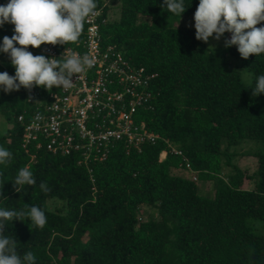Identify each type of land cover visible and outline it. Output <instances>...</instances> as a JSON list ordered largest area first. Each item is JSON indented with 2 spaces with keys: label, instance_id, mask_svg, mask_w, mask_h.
Returning a JSON list of instances; mask_svg holds the SVG:
<instances>
[{
  "label": "trees",
  "instance_id": "trees-1",
  "mask_svg": "<svg viewBox=\"0 0 264 264\" xmlns=\"http://www.w3.org/2000/svg\"><path fill=\"white\" fill-rule=\"evenodd\" d=\"M163 3L97 0L96 8L107 19L100 25L102 46H115L134 66L154 74L151 100L136 120L159 135L155 143L127 150L119 141L89 171L75 156L50 153L41 140L24 147L25 124L18 116L31 104L23 86L0 93V113L10 125L0 133V146L13 154L10 165H0V189L8 198L0 208L39 205L46 215L43 229L15 220L5 234L18 241L21 256L31 251L35 264H264V93L252 96L264 74V53L243 58L237 45L224 44L213 50L196 39L195 28L168 21L194 13L199 0H184L181 17L162 9ZM113 8L120 15L111 20ZM85 31L84 20L78 40L58 48L77 47ZM228 54L240 64L232 66ZM241 69L253 73L250 84L242 81ZM3 71L15 75L10 55L1 52ZM245 139L260 144L251 152L257 158L252 174L235 163L246 153L232 150ZM172 146L181 154L172 153ZM26 165L36 185L18 193L11 181ZM245 178L254 182L252 189L243 187ZM199 181H210L214 194L204 195ZM41 182L49 192L40 190ZM53 199L63 208L50 209ZM144 208L153 212L143 220Z\"/></svg>",
  "mask_w": 264,
  "mask_h": 264
},
{
  "label": "clouds",
  "instance_id": "clouds-1",
  "mask_svg": "<svg viewBox=\"0 0 264 264\" xmlns=\"http://www.w3.org/2000/svg\"><path fill=\"white\" fill-rule=\"evenodd\" d=\"M161 7L179 17L187 9L184 0H164ZM96 8L97 0H9L6 5H0V25L9 22L15 26L14 35L4 36L0 45V52L10 55L15 68V76L6 71L0 72L3 91H18L21 86L31 90L34 85L43 86L49 92L54 86L64 90L72 88L73 75L78 77L86 69H91L95 64L94 57L75 52L66 55L65 50L59 59L46 58L44 55H33L27 48L76 42L85 18ZM194 21L198 40L207 43L215 33L214 38L219 41L225 32H231V38L224 42L225 48L237 45L243 58L264 53V27H257L264 22V0H199ZM16 44L21 47H16ZM262 93L264 74L257 77L252 88L253 97ZM36 118L40 119V116ZM12 160L13 154L0 146V165L7 167ZM11 182L18 193L25 185H36L34 173L28 165L19 169ZM39 188L45 193L50 191L47 182H41ZM7 199L0 189V201ZM15 220L31 221L30 230L32 227L43 229L46 215L39 205L30 207L25 204L21 210L0 208V264H35V255L28 251L21 256L17 251L18 241L13 235L5 234V226Z\"/></svg>",
  "mask_w": 264,
  "mask_h": 264
},
{
  "label": "built area",
  "instance_id": "built-area-1",
  "mask_svg": "<svg viewBox=\"0 0 264 264\" xmlns=\"http://www.w3.org/2000/svg\"><path fill=\"white\" fill-rule=\"evenodd\" d=\"M102 15V9H95L85 18V38L75 48L59 49L51 44L28 46L33 55L46 58L59 59L65 50L66 55L89 54L95 58V64L78 77L74 74V85L67 90L54 86L49 92L43 86L34 85L31 90L23 87L31 110L18 116L25 124L24 147L41 140L50 153L75 156L78 164L89 171L95 161L106 159L119 141L125 143L127 150H140L144 143H155L159 138L144 122L136 120L138 109L151 100L149 87L154 74L134 66L115 46H102L100 25L107 20ZM171 151L181 154L173 146ZM163 153L165 158L167 151Z\"/></svg>",
  "mask_w": 264,
  "mask_h": 264
},
{
  "label": "rangeland",
  "instance_id": "rangeland-1",
  "mask_svg": "<svg viewBox=\"0 0 264 264\" xmlns=\"http://www.w3.org/2000/svg\"><path fill=\"white\" fill-rule=\"evenodd\" d=\"M195 12L190 15L183 16L180 19H173V20H168V21H170L171 25L174 27L188 26V27L195 28L194 27ZM119 15H120V9L115 8L111 12L110 18L111 20L118 19ZM14 27L15 26L12 23H9V22L5 23V30L0 31V45H2L4 36L7 35L11 37L12 35H14ZM214 37H215V33L213 34L212 37H209L208 46L209 47L211 46L213 49L221 47L225 42L224 36L222 35L219 41H217ZM227 58L229 59L232 66L240 64V60L230 54L227 55ZM240 72H241L242 81L245 84H250L253 80V73L248 69H241ZM1 92H3L2 86H0V93ZM9 93H6V94H9ZM5 125H6V129H5ZM9 127H10L9 123L7 122L5 117L0 113V133H4L5 131L9 129ZM259 145L260 144L255 140L245 139L238 146L232 148V150H237V151L246 153V155L238 156V158L235 160V163L238 164L243 170H245L247 174H252L257 169V158L251 155V152H254L257 149V147H259ZM161 158H164V153L161 154ZM229 170L230 168H225L224 171L229 172ZM173 173L181 175V176H186V177L192 176L191 173H189L188 171L184 169H174ZM198 184H199V188L201 192L204 195L211 196L214 194L213 185L210 181H199ZM243 187L245 189H252L254 187V182L245 178ZM48 205H49V208L52 210L57 209V208H63V202L57 199L50 200L48 202ZM143 212H144V215H143V220H144L153 212V210L151 208H144Z\"/></svg>",
  "mask_w": 264,
  "mask_h": 264
}]
</instances>
